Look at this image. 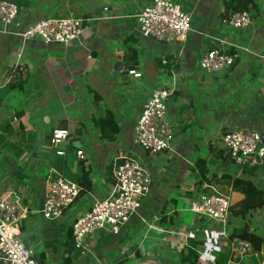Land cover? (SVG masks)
Returning a JSON list of instances; mask_svg holds the SVG:
<instances>
[{
    "label": "crops",
    "instance_id": "obj_1",
    "mask_svg": "<svg viewBox=\"0 0 264 264\" xmlns=\"http://www.w3.org/2000/svg\"><path fill=\"white\" fill-rule=\"evenodd\" d=\"M12 1L18 5L19 0ZM80 1L20 0L24 25L52 12L85 11L82 17L89 19L83 32L69 44L37 38L24 42L19 35L0 32V195L17 187L29 205L21 225L27 245L45 264H66L62 259L68 256V227L108 195L114 160L128 155L150 170V192L119 234L101 231L85 239L84 251L73 264H260L264 203L239 214L244 195L223 179L226 173L243 175L264 189V164L251 176L223 159L219 149L224 132L248 128L264 135V0H254L252 23L242 28L224 27L227 0H185L198 20L194 18V30L184 41L141 34L137 13L150 0H83L91 4L87 10ZM44 3L50 5L39 12ZM208 35L231 42L229 49L238 56L229 69H201L199 57L209 45L218 46ZM131 68L142 76L129 74ZM173 82L175 101L168 99L173 150L146 151L133 141L134 125L152 90ZM106 115L116 125L114 140L100 138L98 121ZM55 127L70 131L61 156L48 148ZM198 157L207 161L205 175L195 166ZM84 171L91 181L86 193L60 219L44 218L38 208L48 180L63 176L80 183ZM200 179L230 194L228 230L250 238L258 257L232 260L229 246L217 244L220 226L210 218L194 214L184 223L178 197L185 206L187 198L201 191ZM170 230L184 232V244L173 242ZM189 240L196 241V260L194 253L188 254Z\"/></svg>",
    "mask_w": 264,
    "mask_h": 264
},
{
    "label": "built area",
    "instance_id": "obj_2",
    "mask_svg": "<svg viewBox=\"0 0 264 264\" xmlns=\"http://www.w3.org/2000/svg\"><path fill=\"white\" fill-rule=\"evenodd\" d=\"M251 12L232 11L222 22L233 28L248 26L252 23ZM194 18V10L177 0H150L137 13L141 34L161 41H184L194 30ZM88 19L76 15L46 16L24 25L19 18L17 3L12 0H0V32L19 35L24 42L37 38L44 43L69 44L83 32L84 22ZM208 37L218 46L209 45L207 51L199 57L201 69L206 72L229 69L238 56L236 52H228L231 42L212 35ZM163 62L167 60L163 59ZM128 72L134 77L142 76V72L135 68L129 69ZM175 89L174 82L162 83L155 87L134 125L133 141L146 151L157 153L173 150L175 136L168 117V99ZM69 135L70 131L65 127L53 128L49 149L58 156L64 155ZM262 139V132L258 129L238 128L224 133L221 142L231 153L234 163L239 166H261L264 164ZM77 154L82 156L83 150L79 149ZM112 175L114 183L108 195L97 199L86 212L72 220V233L77 245L85 248L84 240L88 234L101 231L119 234L140 208L142 199L150 192L152 176L139 158L128 155L116 158ZM79 191L77 182L63 176L50 178L38 211L46 219H60L76 200ZM230 203L231 196L227 191L205 181L201 191L186 199L190 210L219 224V236L214 238L219 246H229L232 260L258 257L260 253L250 239L229 232ZM28 207L17 187H10L0 195V264H43L21 235V225L28 214ZM168 234L174 239L173 242L184 244V232L170 230ZM260 264H264V261Z\"/></svg>",
    "mask_w": 264,
    "mask_h": 264
},
{
    "label": "trees",
    "instance_id": "obj_3",
    "mask_svg": "<svg viewBox=\"0 0 264 264\" xmlns=\"http://www.w3.org/2000/svg\"><path fill=\"white\" fill-rule=\"evenodd\" d=\"M21 5L22 4L19 0L18 1L19 8L21 7ZM255 5L256 4L254 0H227L226 5H225V10L223 13V17L227 16L232 11H237V10L253 11L255 8ZM228 52L233 53L234 51L233 50L231 51V49L228 48ZM101 119H99L98 121L100 125V138L105 139V140H114L117 136V130H116V125L114 123V120L111 118H107V115L103 117L102 121ZM219 151H220V156L223 157V159H225L226 161L235 162L234 159L232 158L231 153L228 152L225 149V147H223V149H219ZM195 166L202 175H205L206 172L208 171L207 161L204 157H198L195 161ZM239 167L243 168L246 172H249L251 176H253L255 175V173H257L255 170L259 166L242 165ZM198 182H199L198 188H200L203 184V181H201L200 179ZM223 182L224 184L228 185L232 189H235L244 195L243 204L240 210L238 211L239 214L245 215L252 208L258 205H262L264 203V189L261 186H259L251 177H245L243 175L226 173L224 174ZM78 184L80 186V191H79V194L76 200L79 199L82 195H84L87 189H89V187L91 186V181L89 178L88 171H84L81 174L80 183ZM239 235L248 238L245 234H239ZM189 242H190L189 244L190 248L188 250V254L194 253V258L196 260L198 257V253L193 252L194 245H196V241L189 240ZM65 248L67 249V252H68V256L66 257V260L68 261V263L71 262L72 264H73V261L76 258L80 257L84 251V246L77 245V243L75 242V239L72 233V225L68 227L67 239L65 241ZM187 257L189 258L188 255ZM187 257L186 255H183L182 259H185Z\"/></svg>",
    "mask_w": 264,
    "mask_h": 264
},
{
    "label": "rangeland",
    "instance_id": "obj_4",
    "mask_svg": "<svg viewBox=\"0 0 264 264\" xmlns=\"http://www.w3.org/2000/svg\"><path fill=\"white\" fill-rule=\"evenodd\" d=\"M83 3H82V2ZM80 2V6L83 8V9H85V10H87V9H91V4H93V3H95L96 1H98V0H92V2H91V4L90 3H87L86 1H83V0H81ZM100 1H103V0H100ZM177 1H179L180 3H185V2H187V1H185V0H177ZM44 2V1H43ZM259 3H262V1H260ZM76 4L78 5V2H76ZM50 5V3H44L43 5H42V7L39 9V12H42L43 13V11H45V9H47L48 8V6ZM81 8V9H82ZM79 9V7L77 8V10L75 11V12H73V13H69V12H52V13H48V16H52V17H62V16H66V15H77V16H82V14H84V12L85 11H83V10H78ZM21 18V17H20ZM24 20H26L25 19V17L23 18ZM23 20V21H24ZM197 20H198V17L196 16L195 17V23H197ZM220 24H221V22L219 23V27H220ZM224 27L225 28H227V26H225L224 25ZM220 29V28H219ZM206 91V90H205ZM171 97V96H170ZM172 101H175V99H173V96L171 97V98H169V102H172ZM168 117H170V115H169V113H168ZM170 120H171V118H170ZM171 122H172V120H171ZM48 148H49V143H48ZM203 150H206V148L205 149H203ZM202 150V151H203ZM231 193H232V191H231ZM234 195V193H232V196ZM178 201H179V205L182 207V209H183V221H184V223L185 224H189L190 222H191V219H192V217H193V215L195 214L196 215V213L195 212H193L192 210H190L188 207H187V205H186V202H185V206H184V202H183V199L182 198H180V197H178ZM96 233H98V232H96ZM96 233H92V234H88L87 236H86V238L85 239H87V238H94L95 236H96ZM55 249V248H54ZM62 251H64V250H62ZM56 252L58 253V249H56ZM66 264H72L71 262L70 263H68V261L66 260V258L65 259H62ZM43 264H45V263H43Z\"/></svg>",
    "mask_w": 264,
    "mask_h": 264
},
{
    "label": "water",
    "instance_id": "obj_5",
    "mask_svg": "<svg viewBox=\"0 0 264 264\" xmlns=\"http://www.w3.org/2000/svg\"><path fill=\"white\" fill-rule=\"evenodd\" d=\"M262 138H264V135L262 134ZM262 141H264V139H262Z\"/></svg>",
    "mask_w": 264,
    "mask_h": 264
}]
</instances>
